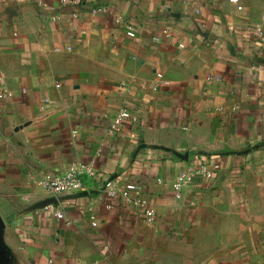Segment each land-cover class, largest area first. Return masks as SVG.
<instances>
[{
  "label": "crops",
  "instance_id": "1",
  "mask_svg": "<svg viewBox=\"0 0 264 264\" xmlns=\"http://www.w3.org/2000/svg\"><path fill=\"white\" fill-rule=\"evenodd\" d=\"M257 30L264 0H0V264H264ZM122 110L137 121L111 135ZM78 164L98 174L82 194L40 184ZM199 164L223 170L176 198Z\"/></svg>",
  "mask_w": 264,
  "mask_h": 264
},
{
  "label": "built area",
  "instance_id": "2",
  "mask_svg": "<svg viewBox=\"0 0 264 264\" xmlns=\"http://www.w3.org/2000/svg\"><path fill=\"white\" fill-rule=\"evenodd\" d=\"M63 3H67V0H63ZM79 4L80 1H77ZM93 16H108L111 17L116 26H124L126 29V34L130 38H136V27L132 25L127 18L123 15L116 14L111 8L104 6L94 7L91 11ZM73 19L78 18V14H72ZM57 20H60V16L56 17ZM167 33V32H165ZM257 37L262 39L264 32L262 30L256 31ZM155 41L159 42L158 38H155ZM159 79H163V75H158ZM6 97V92L0 85V100ZM137 121V116L128 110H122L120 113L112 120L110 126V134L115 135L125 124L126 121ZM187 129V128H185ZM223 168L220 164H199L195 167H191L182 171L174 180L173 188L176 193V198L180 199L182 191L189 186H191L197 177H202L204 180L215 182L220 176ZM87 175L91 178H98V174L92 166L84 165H75L70 170L61 176H56L53 178L46 177L40 184L50 193L55 196H59L63 193H82L84 192V185L82 183V176ZM104 188L108 191V195L115 197L117 195V190L115 188L114 179H109L104 182ZM137 189V186L134 184H128L125 190L122 192V196L130 203L134 204L137 207L145 208L147 202L141 199L131 198L130 193ZM53 206H47L45 210L52 209ZM56 216L59 219L64 218V214L60 211L56 212ZM147 217L149 220H153L154 212L152 210L147 211ZM90 220L93 226H97L96 217L92 214L90 215ZM97 264V263H94Z\"/></svg>",
  "mask_w": 264,
  "mask_h": 264
},
{
  "label": "water",
  "instance_id": "3",
  "mask_svg": "<svg viewBox=\"0 0 264 264\" xmlns=\"http://www.w3.org/2000/svg\"><path fill=\"white\" fill-rule=\"evenodd\" d=\"M264 146V145H263ZM83 193V192H82ZM82 193H79V194H82ZM50 205H52V206H54V205H56V202H51V203H49L48 205H46V206H44V208H46L47 206H50ZM0 227L2 228V224L0 223Z\"/></svg>",
  "mask_w": 264,
  "mask_h": 264
}]
</instances>
